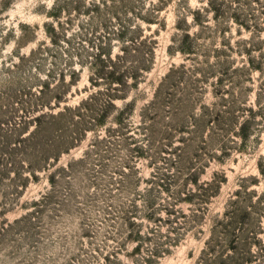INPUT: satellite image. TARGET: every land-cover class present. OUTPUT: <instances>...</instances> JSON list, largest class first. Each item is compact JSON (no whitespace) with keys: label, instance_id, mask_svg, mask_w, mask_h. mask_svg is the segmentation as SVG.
I'll return each instance as SVG.
<instances>
[{"label":"rangeland","instance_id":"1","mask_svg":"<svg viewBox=\"0 0 264 264\" xmlns=\"http://www.w3.org/2000/svg\"><path fill=\"white\" fill-rule=\"evenodd\" d=\"M0 264H264V0H0Z\"/></svg>","mask_w":264,"mask_h":264}]
</instances>
